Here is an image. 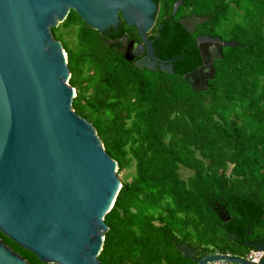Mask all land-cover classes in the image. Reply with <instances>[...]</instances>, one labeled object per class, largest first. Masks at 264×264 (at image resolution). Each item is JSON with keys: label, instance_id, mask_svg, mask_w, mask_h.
Returning a JSON list of instances; mask_svg holds the SVG:
<instances>
[{"label": "trees", "instance_id": "16d2710c", "mask_svg": "<svg viewBox=\"0 0 264 264\" xmlns=\"http://www.w3.org/2000/svg\"><path fill=\"white\" fill-rule=\"evenodd\" d=\"M175 1H155L147 33L156 58L174 59L172 74L124 61L108 42L136 36L122 22L98 33L70 11L50 30L66 55L73 111L93 126L116 174L133 169L103 217L101 264H196L191 253L242 258L255 248L241 243L264 245V0H180L171 15ZM190 14L208 19L192 35L179 24ZM60 26L74 27L73 46ZM199 35L235 44L212 61L201 92L183 80L201 65ZM0 239L27 263L42 264Z\"/></svg>", "mask_w": 264, "mask_h": 264}, {"label": "water", "instance_id": "95a60500", "mask_svg": "<svg viewBox=\"0 0 264 264\" xmlns=\"http://www.w3.org/2000/svg\"><path fill=\"white\" fill-rule=\"evenodd\" d=\"M179 5L176 0L171 15ZM70 11L98 33L121 22L132 28L139 42L125 35L108 42L137 69L172 74L174 59L152 54L147 33L158 11L152 0H0V234L42 264H101L103 217L121 184L93 126L71 107L75 91L67 84L66 55L50 33ZM207 21L190 14L179 24L192 35ZM195 45L201 65L183 80L201 92L213 78L212 61L235 44L199 35ZM213 211L221 222L229 220L224 208ZM241 244L264 252V245ZM189 258L250 264L218 254ZM0 264L29 263L0 239Z\"/></svg>", "mask_w": 264, "mask_h": 264}, {"label": "rangeland", "instance_id": "374dc122", "mask_svg": "<svg viewBox=\"0 0 264 264\" xmlns=\"http://www.w3.org/2000/svg\"><path fill=\"white\" fill-rule=\"evenodd\" d=\"M60 24H58V26ZM58 32L61 34L62 40L65 43H67L69 46L74 45L75 41H74V27L73 26L68 27V28H63L62 26H60ZM179 174L182 177H185L189 174V172L186 170L180 169ZM132 175H133L132 166L130 167V169L122 171L119 174H116L119 181H128L132 177Z\"/></svg>", "mask_w": 264, "mask_h": 264}, {"label": "built area", "instance_id": "2783aa9c", "mask_svg": "<svg viewBox=\"0 0 264 264\" xmlns=\"http://www.w3.org/2000/svg\"><path fill=\"white\" fill-rule=\"evenodd\" d=\"M229 256V255H226ZM264 257V252L263 251H258V250H249L244 257L241 259L245 260L246 262L250 264H258L259 261ZM211 264H235V263H227V262H213Z\"/></svg>", "mask_w": 264, "mask_h": 264}, {"label": "flooded vegetation", "instance_id": "af4514ba", "mask_svg": "<svg viewBox=\"0 0 264 264\" xmlns=\"http://www.w3.org/2000/svg\"><path fill=\"white\" fill-rule=\"evenodd\" d=\"M153 2H155L156 0H152ZM156 3V2H155ZM157 5V4H156ZM158 12V11H157ZM117 28V27H116ZM116 28L115 29H112L113 30V32H116L115 30H116ZM107 32H109V31H107ZM110 33V32H109ZM126 36V35H125ZM127 37V39L128 40H136V41H138L139 42V40H138V38H137V36H135V37H128V36H126ZM116 49H118V45L116 44ZM121 54V53H120ZM152 54H153V51H152ZM154 56V55H153ZM155 57V56H154ZM130 63H132V62H130Z\"/></svg>", "mask_w": 264, "mask_h": 264}, {"label": "clouds", "instance_id": "9594fccd", "mask_svg": "<svg viewBox=\"0 0 264 264\" xmlns=\"http://www.w3.org/2000/svg\"><path fill=\"white\" fill-rule=\"evenodd\" d=\"M230 256V255H229Z\"/></svg>", "mask_w": 264, "mask_h": 264}]
</instances>
